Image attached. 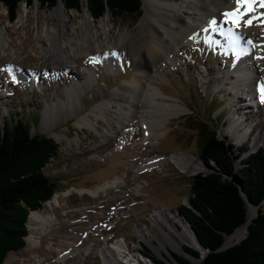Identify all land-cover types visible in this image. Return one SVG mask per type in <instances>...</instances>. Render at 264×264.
I'll return each mask as SVG.
<instances>
[{
    "label": "rangeland",
    "instance_id": "1",
    "mask_svg": "<svg viewBox=\"0 0 264 264\" xmlns=\"http://www.w3.org/2000/svg\"><path fill=\"white\" fill-rule=\"evenodd\" d=\"M81 1L79 10H68L61 0L65 12L63 22L55 15L47 17L57 3L42 7L37 0L30 5L20 1L16 17L10 21L7 8L0 2V69H3L0 70V121L15 122L20 116L29 123L31 135L50 136L59 143L58 155L43 168V172L57 182L58 198L50 201L52 208L46 201L41 206L54 215V228L36 237L38 228L27 225L26 236L33 234L37 243L25 239L23 248L7 253L4 264H101L99 247L108 248L117 240L130 246L150 264L155 263L138 251L141 243L148 244L153 255L171 264L178 262L169 251L183 253L192 264H200V258L184 251L188 246L196 249L200 246L182 240V223L192 229L176 209L189 203L191 176L207 170L199 157L198 130L191 124L202 120L210 128H216L217 135L230 140L236 152L235 148L243 143L248 144L245 154L264 147V141L252 146L254 139L264 133V103L258 99V88L254 87L252 97L245 92V84H239L238 88L232 86L237 79L234 64L249 54L234 58L227 47V37L221 31L214 30L218 42L207 36L212 29L207 22L192 35L190 32L182 37L183 42L165 57L159 67L161 75H154V79L139 70L138 58L131 50L119 46L113 51L117 55L110 54L108 60L105 53L114 47L105 45L66 62L59 43L43 34L45 22L53 25L56 33L69 35L77 44L79 34L85 29L82 9L85 4L91 26L105 44L109 39L116 40L121 32L135 31L143 13L141 0L139 15L114 18L106 11L94 19L85 0ZM155 1L170 2L179 10H186L179 6L182 0ZM260 5L261 0H253L241 24L234 28L245 31L264 24V15H261L264 7ZM249 18L251 23L245 24L244 20ZM123 40L127 42V37ZM8 66L12 68L15 82L7 71ZM131 82L137 83L138 91L147 92V96L146 89L154 90L157 100L180 105L182 113L164 118L165 110L159 111L150 101L143 103L151 119H144L139 112L121 119L118 106L125 104L124 85ZM74 84L81 86L69 101L67 90ZM101 102H106L107 106L101 107ZM46 103L52 105L42 121ZM31 111H36V116ZM231 111H236L244 123L233 124ZM81 117L87 118L85 124L78 123ZM155 117L159 120H154ZM157 123L160 127L154 135L151 128ZM230 125L243 133L240 140L235 138V130L229 129ZM175 152L195 155L201 169L188 174L179 171L170 161L161 160ZM151 159L161 162L149 163ZM113 177L115 183L98 195L75 190ZM157 208L166 209L172 221L162 229L155 227L148 242L136 234L135 229L150 226V216ZM238 228L224 237V244L243 237L239 236ZM77 238L82 249L76 253L72 251L73 245H62L61 239ZM158 238L163 240V245ZM58 247L63 250L56 251ZM63 251H67V258L60 262L57 257Z\"/></svg>",
    "mask_w": 264,
    "mask_h": 264
},
{
    "label": "trees",
    "instance_id": "2",
    "mask_svg": "<svg viewBox=\"0 0 264 264\" xmlns=\"http://www.w3.org/2000/svg\"><path fill=\"white\" fill-rule=\"evenodd\" d=\"M20 1L30 5L34 0H0L7 8L10 21L17 14ZM43 7H52L57 0H37ZM66 9L79 10L81 0H62ZM94 19L109 11L114 18L139 15L141 0H85ZM36 116V111H31ZM192 127L199 134V157L207 168L191 176L188 204L176 209L190 223L205 251L195 247L184 251L200 264H264V147L248 151V144L235 146L219 137L216 128L202 120ZM59 153V143L50 136L29 132V123L22 117L15 122L0 121V264L10 251L24 247L27 218L51 198L57 182L43 172L44 166ZM237 162L239 165L237 166ZM236 183H235V182ZM239 186V187H238ZM245 197L258 206V214L247 224L248 232L238 242L220 248L224 235L231 234L247 219ZM194 208V209H193ZM141 243L138 251L155 264H171L150 252ZM201 248V247H200ZM179 264H192L183 253L169 251Z\"/></svg>",
    "mask_w": 264,
    "mask_h": 264
},
{
    "label": "bare ground",
    "instance_id": "3",
    "mask_svg": "<svg viewBox=\"0 0 264 264\" xmlns=\"http://www.w3.org/2000/svg\"><path fill=\"white\" fill-rule=\"evenodd\" d=\"M142 3L143 13L138 22V28L133 32H121L116 39L117 41L109 39L104 44L102 42L103 40H99L97 38V31L91 26L90 15L85 4H82L83 14L85 16V29L79 34V43L74 44L73 39H71L70 36L66 35L64 32L56 33L54 26L48 24V22H45L42 25V32L49 40H55L59 43L63 49V57L66 62H71L73 58L80 53L92 51L95 48H103L105 45L114 47V49L106 52L108 53L107 56H104L108 60L111 58L110 54L116 50V46H119L131 50L138 58L137 61L139 64L137 63V67L139 70L145 71L150 79H154V75L157 76V74H160L159 67L165 57L168 56L169 52L172 49L176 50L180 43L183 42L182 37L188 35L190 32L191 33L189 35H192L201 24L205 25L207 22L209 24V22L215 18V31H226L229 27H235L225 20L223 13L225 10L235 9L237 7L236 0H182V3L179 4V6L185 7L186 10H181V8L179 10V7L173 6L170 2L165 1H160V3H158L155 0H142ZM182 11H184L183 14ZM53 15L57 16L62 22L64 21L65 12L61 0L57 1V4L53 7L47 17L51 18ZM239 24H241V21ZM212 30L213 27L212 29H209L207 36H209V38L213 41L216 40V42H218L219 37L214 33V30ZM234 31L237 32L241 37V46H246L248 40H251L255 46H249L251 47V50L248 52L249 55L244 59H239V62L234 64V70L237 72V79L235 78L233 80L232 86L238 88L239 84H245V92H248L251 94V96H254V87L258 88L260 83L264 81V24L251 26L245 31H238L234 28ZM123 37H127V42L123 40ZM119 40H122V43L118 42ZM252 73L254 75L251 77L250 74ZM80 86L81 84H74L70 89L67 90V98L69 101L70 98H72V95L77 93V90L80 88ZM137 87L138 84L132 82L124 85L126 93L124 99L125 104H119L118 106L121 119H128L132 117V115H136L138 112L140 113L139 115H141V117L144 119H151L150 111L145 109L147 106L146 103H149L150 101L153 104L155 103L153 107L156 109L159 108V111L165 110V113L163 114L164 118L177 116L182 113L183 108L180 107V105L170 102V105H167V103L163 102L162 100L156 99L157 92L154 90L150 91L149 89H146V91L149 92L147 96L146 91V94H143V91L139 92ZM136 101L137 103H135ZM138 102L141 103L138 104ZM51 105V103H46V105L43 107L42 121L45 120L46 114L48 113V109L51 108ZM102 106L106 107L107 103L101 102V107ZM230 114L233 117V124L236 122L239 124L244 123V120L241 121L239 119L236 111H231ZM86 120V117H81L79 118L78 123L80 125L85 124ZM154 120H159V118L155 117ZM118 122L119 124H122L123 120ZM159 127L160 124L157 123L151 128V131H153L154 135L158 134V131L156 130ZM229 129L233 132L235 130L234 133L237 140L241 139L243 133L236 131L234 125H230ZM261 141H264V133L259 134L254 139L252 146L260 144ZM161 158V160L170 161L179 171L184 173L191 174L201 169V166L197 162V157L190 153L175 152ZM154 162L156 163L161 161L151 159L149 163ZM115 181L116 179L113 177L103 180L100 183L93 184L89 187H79L75 190L79 193L87 192L92 196H95L103 193L106 188L113 185ZM57 198L58 194L55 192L51 199L45 202L46 204L50 205V209L52 208L50 201H55ZM253 214L254 208L249 206V217H252ZM171 219L172 217L166 209L157 208L150 216V226L136 228L135 233L150 242V235H152L151 232L154 230V228L159 227L162 229L163 225L170 224V221H172ZM53 220L54 215L52 212L46 211L44 207H42L38 210H32L29 212L27 225L29 228H38V231L35 233V236L38 237L39 235L44 234L50 229L54 228ZM182 224V240L192 244L193 246H197L198 243L189 227L184 223ZM238 229L240 230L239 236H242L245 232V224L239 226ZM81 233L83 234L82 231ZM63 237L66 238V236ZM153 237L157 238L156 235H153ZM25 239L33 244L37 243L38 241L31 233L28 234ZM78 240H80V238H77L73 241L61 239V242L62 245H73L72 251L76 253V251L78 252L82 249L78 246ZM159 243L160 245H163L164 242L163 240L159 239ZM174 244L176 246L179 245L176 242ZM60 248L58 247L56 251L61 252L63 249ZM199 251L202 253L203 250L199 248ZM66 252L67 251H63L62 254L57 257L60 262H65L67 258ZM98 255L101 259V264H150L145 259H143V257H140L134 251V249L123 243L121 240L115 241L108 248H102L100 246L98 249Z\"/></svg>",
    "mask_w": 264,
    "mask_h": 264
},
{
    "label": "snow or ice",
    "instance_id": "4",
    "mask_svg": "<svg viewBox=\"0 0 264 264\" xmlns=\"http://www.w3.org/2000/svg\"><path fill=\"white\" fill-rule=\"evenodd\" d=\"M252 3L253 0H236L237 7L235 9L225 10V12L223 13L225 20L228 21V23L233 26H238L244 12L250 10ZM260 6L264 7V0H261ZM261 15H264V13H262ZM244 23L245 24L251 23V18H249L248 20H244ZM215 24L216 21L215 18H213V20L209 22V26L213 27V30H215L214 28ZM221 34L227 37V47L231 51V54L233 55L234 58H239L240 56L244 55L246 52H249L251 50V47L255 46L253 45V42L251 40L247 41L246 46H241L240 43L241 37L237 32L234 31L233 27H229L226 31L221 30ZM107 55L108 53H105V56ZM112 55L115 56L117 55V53L113 52ZM7 71L9 75L12 76V79L15 82V76L12 75L11 66L7 67ZM258 99L261 103H264V81H262L258 87Z\"/></svg>",
    "mask_w": 264,
    "mask_h": 264
},
{
    "label": "water",
    "instance_id": "5",
    "mask_svg": "<svg viewBox=\"0 0 264 264\" xmlns=\"http://www.w3.org/2000/svg\"><path fill=\"white\" fill-rule=\"evenodd\" d=\"M204 165V164H203ZM205 166V165H204ZM235 182V181H234ZM236 183V182H235ZM239 187V186H238ZM240 193H241V195H242V197L244 198V200L246 201V208H247V211H248V208H249V206H252L253 208H254V214H253V216L252 217H254V216H256L257 214H258V206L257 205H254L253 203H251L250 201H248V199L245 197V195H244V193L240 190ZM188 205L189 206H191L190 205V203H188ZM194 209V208H193ZM252 217H248V219L243 223V224H245V232H244V234H243V237L246 235V233L248 232V228H247V224L250 222V219L252 218ZM188 222V221H187ZM188 224L190 225V223L188 222ZM242 224V225H243ZM191 227V226H190ZM192 229V228H191ZM192 232H193V230H191ZM193 235H194V237H195V239H196V241H197V243H198V245L201 247L200 249H202L203 251H205L204 250V248L202 247V245L200 244V242L198 241V239H197V237H196V235H195V233L193 232ZM226 235H224V237H225ZM243 237H241L240 239H242ZM239 239V240H240ZM238 240V241H239ZM238 241H236V242H238ZM236 242H234V243H236ZM234 243H232V244H234ZM148 245V244H147ZM229 245H231V244H223L220 248H224V247H227V246H229ZM149 246V245H148ZM202 251V255H204V252ZM186 257H188L187 255H185ZM189 258V257H188ZM154 263V262H153ZM179 264V263H178Z\"/></svg>",
    "mask_w": 264,
    "mask_h": 264
}]
</instances>
